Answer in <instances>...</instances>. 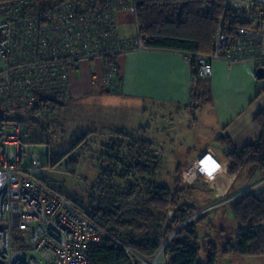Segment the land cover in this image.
I'll use <instances>...</instances> for the list:
<instances>
[{
  "label": "trees",
  "instance_id": "obj_1",
  "mask_svg": "<svg viewBox=\"0 0 264 264\" xmlns=\"http://www.w3.org/2000/svg\"><path fill=\"white\" fill-rule=\"evenodd\" d=\"M16 1L18 0H0V5ZM67 1L26 0V4L27 8L35 12L47 13L53 6ZM134 1L137 6L140 33L146 41V47L188 53L193 55V62L196 61L195 56L198 54L215 53L220 32L231 41V46L225 50L227 52L240 43L241 36L238 33L240 28L255 27L252 21L241 19L232 10H225L224 0ZM224 52L222 55L226 53ZM115 58L116 56L108 57L106 62L115 64ZM193 73L196 81L189 107L194 110L210 103L212 96L208 77L197 78L195 69ZM69 93L71 98L70 88ZM69 100L43 94L36 97L34 106L23 109L30 110L35 115L38 113L52 115L62 110ZM10 114V111L0 106V119L11 121ZM33 119L13 117L15 123L11 122L20 125L23 135L26 136L22 124L25 121L32 123L36 120ZM255 120L261 127V136L242 148L236 147L229 135H220L216 139V143L222 147L216 153V157L233 180L226 195L221 197L214 195L215 198L211 197V194L215 193L213 183L207 182L202 175L193 182L184 181L180 173L181 164L175 173L178 177L167 181L164 175L171 173L169 169L162 168L163 155L155 141L146 137L149 124L137 129L101 131L103 134L112 135V138L101 145L102 151L98 157L101 177L97 192L92 195L90 201L83 203L66 195L81 212L89 216L98 229L103 231V243L91 249L89 264H132L121 246L122 243L142 254L150 255L160 247L162 237L169 238L167 251L170 264H217L220 257L233 254L264 255V189L241 193L244 186L257 173L264 175V109ZM93 132L86 130L75 134L72 146L55 155L48 143L42 142L49 147V162H45V165L54 169L68 159L67 165L77 167L79 149L86 147ZM29 140L33 144L38 143L30 138ZM218 160L211 152L202 156L196 164L197 167L191 169L192 177L189 180L194 179L200 172L209 179L210 175L222 169ZM200 163H203L206 169L200 167ZM116 170L121 171L117 173L121 181L118 185H114L113 172ZM47 179L44 181L52 191L63 194L54 190ZM195 190L209 194L206 199L212 202L211 205L226 198L232 199L228 205L222 207L221 212L220 209L214 212L210 209L202 216H196L195 220L185 223L198 213L194 206L184 201V198ZM95 194L98 197H95ZM171 210L174 212L173 216L169 215ZM227 210L235 225L230 223ZM211 213L213 215L209 218ZM200 223H206L209 228L218 232L220 240H211L209 234L201 237L197 229Z\"/></svg>",
  "mask_w": 264,
  "mask_h": 264
},
{
  "label": "built area",
  "instance_id": "obj_2",
  "mask_svg": "<svg viewBox=\"0 0 264 264\" xmlns=\"http://www.w3.org/2000/svg\"><path fill=\"white\" fill-rule=\"evenodd\" d=\"M26 3L0 5V106L10 112L34 106L38 95L70 99L69 73L79 61L102 60L103 81L114 89L117 67L107 58L146 48L134 0H68L47 13L35 12ZM224 4L225 10L254 23V28L238 30V46L248 44L254 55L264 58V0ZM123 10L134 16L136 38L121 34ZM230 46L220 32L214 54L196 55L197 78L209 77L212 60ZM188 58L193 60V55ZM48 154V145L40 149L20 125L0 119V264H89L91 249L103 243V231L89 216L46 185L51 175L45 165ZM168 242L150 255L121 246L132 264H170Z\"/></svg>",
  "mask_w": 264,
  "mask_h": 264
},
{
  "label": "crops",
  "instance_id": "obj_3",
  "mask_svg": "<svg viewBox=\"0 0 264 264\" xmlns=\"http://www.w3.org/2000/svg\"><path fill=\"white\" fill-rule=\"evenodd\" d=\"M120 18L123 37L133 39L125 35L124 31L131 23L136 30L134 16L130 11L123 10ZM254 51L248 44L237 45L225 51L221 58L212 60L213 72L207 78L211 102L194 110L189 107L196 81L189 54L147 47L116 56L119 81L114 90L103 81L105 69L102 60L79 61L69 73L71 98L67 104L73 109L76 99L89 98L95 103L93 106L96 114V118L93 115L90 120L105 127L104 132L119 128L137 129L147 121L146 124L150 125L148 131L151 132L147 131L150 134L148 138L155 141L162 155L166 150L162 142H166V139L157 137L158 133L152 129L158 125L157 121L161 123L164 118L163 126L167 134V126L172 122L169 123L166 116H179L178 131L189 134L190 138L188 135V141L177 144L185 151V157L184 161L177 162L172 171L171 179L174 180L178 176L175 173L180 164L181 170L186 169L208 152L218 160L216 153L222 147L216 143V139L220 135H229L238 148L261 136V127L255 118L264 109V78L257 77V69L264 66V58L254 55ZM94 75L98 77L94 79ZM199 112L202 114L199 121L189 119L192 115L198 116ZM192 130L196 132V137L192 136ZM167 140L173 141L170 137ZM198 143H201L199 148ZM221 167L226 175L224 193H220L222 177L210 181L200 172L194 179L184 181L193 182L202 175L207 182L217 183L216 197L224 196L233 177L225 172L222 164ZM262 175L257 173L245 186L260 179Z\"/></svg>",
  "mask_w": 264,
  "mask_h": 264
},
{
  "label": "rangeland",
  "instance_id": "obj_4",
  "mask_svg": "<svg viewBox=\"0 0 264 264\" xmlns=\"http://www.w3.org/2000/svg\"><path fill=\"white\" fill-rule=\"evenodd\" d=\"M122 21V20H121ZM125 35L131 36L132 38H136V30L135 25L130 24L129 27L124 31ZM122 34V33H121ZM123 36V35H122ZM91 104V106H90ZM95 103L91 102L88 99L82 97L80 99H76L75 105L73 109H71L72 106L70 104H66V106L58 111L53 113L52 115H44L42 113L33 114L29 111H26L25 109L22 110H15L16 112H11V118L13 117H20L22 119H29L34 118L32 123L29 121L23 122L22 126L23 129L26 131V136L30 138L32 141L38 142L37 145L40 149L43 148L45 145L42 142H47L48 145L51 147L52 153L58 154L66 151V149L70 148L72 146V138L75 134H80L82 131L86 130H92L94 131L87 143L85 148H80L78 152L79 156V165L75 168L67 165L68 159L62 161L59 165H57L54 169H51V175L47 179L48 184L56 191H59L65 195L71 196L72 198L76 199L79 203L88 202L91 200V197L94 193L98 190V181L100 179V170H99V163H98V157L99 153L102 151V144L106 141H109V139L112 138V135L107 133H102L101 131L106 130L105 127L102 125H96L94 123V120H90L91 116L95 114ZM94 105V106H93ZM93 107V108H92ZM199 112L198 116H190L189 119L191 121L200 119ZM174 115V114H173ZM28 116V117H27ZM179 116H166V120H169L168 122L170 126H167V134L165 132L163 123H165L164 118L162 119L161 123L157 121V126L152 129V131L156 130L158 133L160 139L165 137L166 142H162L163 146L165 147V152L162 156L164 165L162 166L163 169L168 170L171 174L167 175L165 173L164 177L167 179V181H171L172 179V171L175 170V167L177 166V162L184 161V153L185 152L181 146L179 147L177 144L180 142H186L188 141L187 136L185 133H180L178 130L179 126L177 125L179 121ZM169 118V119H168ZM171 118V119H170ZM11 121L13 122L14 120ZM96 121V120H95ZM179 121V122H178ZM97 122V121H96ZM15 123V121H14ZM147 121H144L143 124H146ZM140 125V124H139ZM182 127V125L180 124ZM21 127V126H20ZM148 127V125H147ZM22 128V127H21ZM139 128V126H138ZM149 130V129H148ZM197 130V129H196ZM174 131V132H173ZM149 132V131H148ZM184 132H187L184 130ZM192 136L195 135V131L192 130ZM151 134V132H149ZM147 133L146 137H149ZM185 135V137H183ZM197 135H195L196 137ZM172 138L173 141H168L167 139ZM184 138L182 140L181 138ZM190 138V135H189ZM160 142V141H159ZM197 142H200V140H197ZM201 143H198V148L200 147ZM195 153V152H194ZM45 162H49L48 156L45 159ZM197 162L190 166L186 167V169L180 170L181 176L183 179L188 180L191 179V169L194 167H197ZM212 164V163H211ZM200 167L202 166L204 169H206L205 165L203 163L199 164ZM121 172V171H120ZM120 172H113V175H115V184L118 185L121 183V181L118 179V174ZM118 173V174H117ZM178 177V176H177ZM222 177L223 183L221 185V191L220 193L225 192V186H226V180H225V173L222 169L218 170L215 174L212 176L210 175L209 180L215 181L214 179ZM215 187V193L211 194L212 198H215L214 195H216V188L217 183H213ZM224 185V186H223ZM223 186V187H222ZM257 189H264V175L260 177V179H256L249 185L245 186V188L242 190L241 193L249 191V190H257ZM228 192V191H227ZM226 192V193H227ZM99 193V192H98ZM209 194L195 190L190 196L187 198H184V201L194 206L198 213L197 215L190 218L192 221L195 220L196 216H202L207 210H212V212L216 211L217 209L221 212V209L224 205H228L231 201L230 198H226L222 201L217 202L214 205H211L212 202L208 201L206 198ZM226 195V194H225ZM224 195V196H225ZM239 195V194H238ZM95 197H98V195L95 194ZM219 197V196H218ZM218 200H214L216 202ZM211 202V203H210ZM172 211V210H171ZM227 216L230 218V223L235 225L234 220L232 219L231 214L229 213V210H227ZM174 215V212L172 211L171 216ZM213 213L209 216L211 218ZM189 220V219H188ZM188 220L185 222L187 223ZM208 221V220H207ZM184 223V224H185ZM225 224L227 222H224ZM198 232L201 237L209 234L211 236V240H220V234L216 231H214L213 228H209L206 223H200L197 225ZM169 238L162 237L161 245L164 243H167ZM164 261V260H163ZM217 264H264V255L262 256H243L240 254H233L231 256L226 257H220Z\"/></svg>",
  "mask_w": 264,
  "mask_h": 264
},
{
  "label": "water",
  "instance_id": "obj_5",
  "mask_svg": "<svg viewBox=\"0 0 264 264\" xmlns=\"http://www.w3.org/2000/svg\"><path fill=\"white\" fill-rule=\"evenodd\" d=\"M257 77L259 79H263L264 78V66H261L257 69Z\"/></svg>",
  "mask_w": 264,
  "mask_h": 264
}]
</instances>
